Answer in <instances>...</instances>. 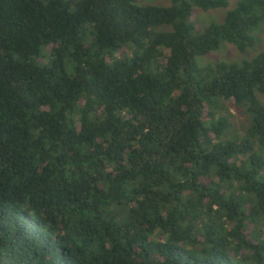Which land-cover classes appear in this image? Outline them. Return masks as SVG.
<instances>
[{
    "label": "trees",
    "instance_id": "obj_1",
    "mask_svg": "<svg viewBox=\"0 0 264 264\" xmlns=\"http://www.w3.org/2000/svg\"><path fill=\"white\" fill-rule=\"evenodd\" d=\"M228 4L0 0V264H264V52L197 62L255 45Z\"/></svg>",
    "mask_w": 264,
    "mask_h": 264
},
{
    "label": "rangeland",
    "instance_id": "obj_2",
    "mask_svg": "<svg viewBox=\"0 0 264 264\" xmlns=\"http://www.w3.org/2000/svg\"><path fill=\"white\" fill-rule=\"evenodd\" d=\"M238 0H229L228 7L226 9H216L209 10L207 12L198 11V22L199 24L205 26L211 22H219L222 20L224 14L232 9ZM142 5H154V6H167L169 5V0H140ZM255 36V45L248 49L241 56L240 54L229 45H226L224 48L212 52L206 56H201L197 58V62L200 67L206 66L207 64L216 62L217 60L225 61H238L243 60L244 58L248 59L253 57L259 52H264V26L258 30ZM45 52V51H44ZM43 52V54H44ZM243 58V59H242ZM43 61V60H42ZM239 62V61H238ZM258 99L264 103V95L258 96ZM231 113L233 115L232 122L235 128H240L242 125L247 123V117L244 115L242 110L239 108H231Z\"/></svg>",
    "mask_w": 264,
    "mask_h": 264
}]
</instances>
